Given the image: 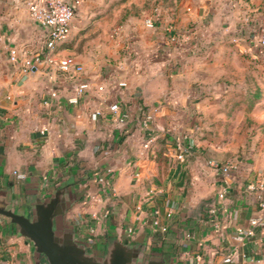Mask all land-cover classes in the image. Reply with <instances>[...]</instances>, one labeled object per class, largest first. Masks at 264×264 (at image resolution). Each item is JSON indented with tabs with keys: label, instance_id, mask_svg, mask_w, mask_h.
Returning a JSON list of instances; mask_svg holds the SVG:
<instances>
[{
	"label": "crops",
	"instance_id": "1",
	"mask_svg": "<svg viewBox=\"0 0 264 264\" xmlns=\"http://www.w3.org/2000/svg\"><path fill=\"white\" fill-rule=\"evenodd\" d=\"M28 1L0 0V180L16 210L31 215V195L50 196L66 182L80 196L65 217L96 248L120 238L171 253L169 264H201L198 254L208 264H264V141L220 160V144L206 136L249 123L264 128V60L255 37L264 28V0H82L69 38L56 48L84 65L81 76L45 63L23 71L11 61L12 47L45 46L46 28ZM145 2L138 14L125 10ZM149 16L155 25L146 24ZM80 81L89 88L72 103ZM143 110L153 114L148 125ZM149 131L156 138L146 148ZM177 140L188 148L184 158ZM222 146L236 148L233 141ZM213 156L235 167L217 170ZM157 207L166 231L152 223ZM257 215L254 234L236 239L237 228ZM41 262L0 213V264Z\"/></svg>",
	"mask_w": 264,
	"mask_h": 264
},
{
	"label": "water",
	"instance_id": "2",
	"mask_svg": "<svg viewBox=\"0 0 264 264\" xmlns=\"http://www.w3.org/2000/svg\"><path fill=\"white\" fill-rule=\"evenodd\" d=\"M78 196L66 182L50 196L37 192L29 198L30 215L16 210L15 201L8 198L0 180V213L9 216L18 233L31 241L37 263L42 257L47 259V264H169L173 261L169 252H147L146 244L125 242L120 238H113L103 249L92 246L65 217Z\"/></svg>",
	"mask_w": 264,
	"mask_h": 264
},
{
	"label": "built area",
	"instance_id": "3",
	"mask_svg": "<svg viewBox=\"0 0 264 264\" xmlns=\"http://www.w3.org/2000/svg\"><path fill=\"white\" fill-rule=\"evenodd\" d=\"M81 3L82 0H29L27 2V6L32 18L46 28L45 46L42 50H28L27 48L21 50L18 47H12L10 49L11 61L15 63H20V68H22L23 71H30L36 68L39 64L45 63L63 72L71 73L74 76H81V74L84 72V65L79 62L74 55L67 54L64 56H58L56 53V48L58 44L69 38L71 34L73 20L77 15V11ZM146 24L149 26L155 25L154 17L149 16L146 19ZM112 34L114 37L119 36V27L115 28ZM255 37H257L256 46L258 57H261L264 60V28L259 29L258 32L255 33ZM120 85L125 86L127 85V82L123 80L122 82H120ZM88 88V82H78L75 88V93L74 95L69 97V101L72 103H78L80 100V96ZM98 88L100 90H103L105 86L103 83H101L98 85ZM51 95L56 96L57 92L53 91ZM110 109L114 113H118L121 111V105L119 102H114L110 104ZM100 114L101 109H95L91 112V116L93 119H97ZM126 114L127 113H123L122 115L125 116ZM142 115H144L145 123L148 125L149 121L153 118L152 112L148 110H143ZM155 138L156 135L153 132L149 131L148 136L144 141V147L150 148L152 143L155 141ZM177 147L181 150L178 156L180 158H184L186 150L188 149L184 145V141L177 140ZM209 164L224 173H230V171L235 167V164L233 162H222L215 158L210 159ZM16 173L19 178L25 177V173L23 172L16 171ZM99 182L108 189L110 188L111 178L102 175L99 177ZM251 188L255 189L256 186L254 184H251ZM224 196L225 191H220L219 197L222 198ZM261 208H264V200H262L261 202ZM210 212L212 214L217 213L216 204L211 207ZM166 215L170 217L172 215V211H167ZM212 221H214L217 227L219 226V221L217 218H213ZM152 223L156 228L160 229L161 231H166L168 229V224L163 222L161 218V210L159 207L154 208V217L152 219ZM261 223L262 218L259 215L252 217L250 219L249 227L239 226L237 228L235 238L240 241H243L246 237L254 234L255 227ZM134 231V227L130 226L128 228L129 233H134ZM198 260L201 262V264H208L207 261H205L200 254H198ZM225 260L231 261L232 254H229L225 258Z\"/></svg>",
	"mask_w": 264,
	"mask_h": 264
},
{
	"label": "rangeland",
	"instance_id": "4",
	"mask_svg": "<svg viewBox=\"0 0 264 264\" xmlns=\"http://www.w3.org/2000/svg\"><path fill=\"white\" fill-rule=\"evenodd\" d=\"M143 8L144 9L148 8L147 2L141 4L140 6H137V5L135 6V4H132L129 7H127L125 10L126 12L132 10L136 14H138L140 10H142ZM86 37H85L86 39L91 38V36H88V35ZM70 42H71V39H70ZM206 136L210 137L212 139L211 140L212 142L220 144L219 149H214L215 151H218L220 155L224 152H229L230 155L231 154L238 155V154H243V151H246L247 154H250V152H252V149H253L252 147L254 146V142H257V144H259L260 142L264 141L262 140L264 139V128H260V127L256 128L253 125H250L249 123V126H246V127L244 126L243 128H238V129H234V128L229 129V130L226 128L209 129V132ZM255 139H258V140H255ZM232 141L236 145L234 152L229 151L227 149H223L222 145L225 146V144L232 142ZM216 147H219V146H216ZM213 158H216V157L213 156ZM218 158L220 160H225L224 159L225 157L222 155L218 156Z\"/></svg>",
	"mask_w": 264,
	"mask_h": 264
},
{
	"label": "trees",
	"instance_id": "5",
	"mask_svg": "<svg viewBox=\"0 0 264 264\" xmlns=\"http://www.w3.org/2000/svg\"><path fill=\"white\" fill-rule=\"evenodd\" d=\"M147 5H148V2H147ZM136 6V5H135ZM41 264H47V259L45 257L42 258V262Z\"/></svg>",
	"mask_w": 264,
	"mask_h": 264
}]
</instances>
